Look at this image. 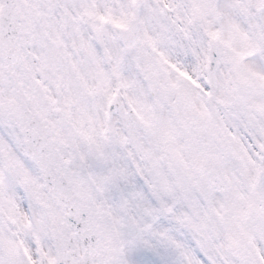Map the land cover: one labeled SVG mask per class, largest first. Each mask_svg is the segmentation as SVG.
I'll return each mask as SVG.
<instances>
[{
    "label": "snow or ice",
    "instance_id": "1",
    "mask_svg": "<svg viewBox=\"0 0 264 264\" xmlns=\"http://www.w3.org/2000/svg\"><path fill=\"white\" fill-rule=\"evenodd\" d=\"M0 264H264V0H0Z\"/></svg>",
    "mask_w": 264,
    "mask_h": 264
}]
</instances>
